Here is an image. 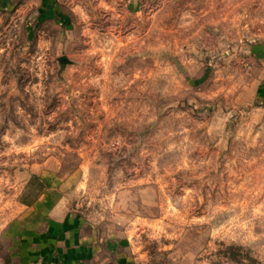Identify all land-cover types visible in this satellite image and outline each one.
I'll list each match as a JSON object with an SVG mask.
<instances>
[{"label": "rangeland", "instance_id": "rangeland-1", "mask_svg": "<svg viewBox=\"0 0 264 264\" xmlns=\"http://www.w3.org/2000/svg\"><path fill=\"white\" fill-rule=\"evenodd\" d=\"M151 1L0 0V264L45 195L98 264H264V0Z\"/></svg>", "mask_w": 264, "mask_h": 264}, {"label": "crops", "instance_id": "crops-1", "mask_svg": "<svg viewBox=\"0 0 264 264\" xmlns=\"http://www.w3.org/2000/svg\"><path fill=\"white\" fill-rule=\"evenodd\" d=\"M127 12L136 13L151 0H122ZM126 11L125 13L128 14ZM139 13V12H138ZM135 14V15H136ZM264 101V80L255 89ZM23 215L22 259L31 264H98L101 262L97 242L78 219L69 217L57 201L40 197ZM31 226H34L31 228ZM26 239H28L26 241Z\"/></svg>", "mask_w": 264, "mask_h": 264}, {"label": "water", "instance_id": "water-1", "mask_svg": "<svg viewBox=\"0 0 264 264\" xmlns=\"http://www.w3.org/2000/svg\"><path fill=\"white\" fill-rule=\"evenodd\" d=\"M59 62H60L61 65L68 63V61H67V59L65 57L60 58Z\"/></svg>", "mask_w": 264, "mask_h": 264}]
</instances>
